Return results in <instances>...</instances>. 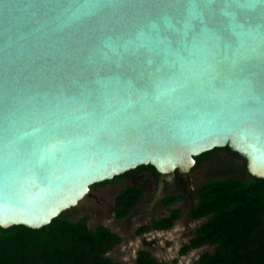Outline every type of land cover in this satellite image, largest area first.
<instances>
[{"label": "water", "instance_id": "1", "mask_svg": "<svg viewBox=\"0 0 264 264\" xmlns=\"http://www.w3.org/2000/svg\"><path fill=\"white\" fill-rule=\"evenodd\" d=\"M242 3L204 9L209 36L185 0H0V228L143 166L154 204L214 149L264 179V3Z\"/></svg>", "mask_w": 264, "mask_h": 264}, {"label": "trees", "instance_id": "2", "mask_svg": "<svg viewBox=\"0 0 264 264\" xmlns=\"http://www.w3.org/2000/svg\"><path fill=\"white\" fill-rule=\"evenodd\" d=\"M198 164L197 158L195 166ZM241 172L240 177H222L195 189L198 203L189 216L206 220L180 253L203 245L213 247L195 264H264V179L249 176L245 166ZM140 195L137 188L122 190L114 200L115 216L125 217ZM180 198L181 195L166 197L163 203L170 205ZM180 214L179 209H174L170 217L154 221L153 226L169 229ZM87 220L86 215L73 219L63 213L38 230L23 226L0 228V264H127L107 256L120 238L104 226L90 229ZM130 264L166 263L141 250Z\"/></svg>", "mask_w": 264, "mask_h": 264}, {"label": "rangeland", "instance_id": "3", "mask_svg": "<svg viewBox=\"0 0 264 264\" xmlns=\"http://www.w3.org/2000/svg\"><path fill=\"white\" fill-rule=\"evenodd\" d=\"M197 158L199 159V164L191 170L193 187H198L222 177H240L242 174L241 170L244 166V160L226 148L218 149L210 156L201 155ZM139 178H141L139 172H130L122 179L93 185L90 187L89 193L78 205L66 213L70 214L73 219L87 215V226L90 229H94L97 226L109 227L107 221L112 220V199L122 188L135 184L134 180H137L136 183L140 181ZM174 179H180L182 187H171ZM146 183H148V189H145L143 202L151 196L155 188V183L152 179H146ZM189 191L186 177L173 176L168 180L165 195H187ZM176 208L182 210V216L176 221L171 230L164 233L150 234L142 238V236L136 237L134 235L135 232L127 230L122 224L115 225V227L112 225V230L117 229V233L122 237V243L114 247L107 256L114 261L130 264L135 260L138 251L145 250L158 262L166 264H195L201 254L212 252V246L203 245L191 249L185 254L180 253L182 246L188 241L189 231L195 229L205 219L198 222L187 220L186 214L190 207L184 205V202L178 203Z\"/></svg>", "mask_w": 264, "mask_h": 264}, {"label": "flooded vegetation", "instance_id": "4", "mask_svg": "<svg viewBox=\"0 0 264 264\" xmlns=\"http://www.w3.org/2000/svg\"><path fill=\"white\" fill-rule=\"evenodd\" d=\"M195 165H196V161H195ZM130 172H134V173L139 172L140 175H141V178H139L140 181H138L136 183L137 180H134L135 184H132L131 186H126V187L122 188V190L127 189V188H137V189L141 190V195H140V198H139V202L123 218H117L115 216V212H114V200H115V197L122 190H120L119 193L116 194L115 197L112 199V205H111V207H112V220L111 221H109V220L107 221V224L109 225V227H106V228L111 233H114L116 236H118L120 238V242L118 244H116L114 247H116V246H118V245H120L122 243V237L120 236V234L117 233V229H115V230L113 229L112 230V225L115 227V225L117 226V225H121L122 224V225L125 226V228L127 230H130L131 232L132 231L135 232L134 235L136 237L142 236V238H144L145 236L150 235V234H157V233L167 232V231L171 230L172 227L175 225L176 221H178L181 218V216H182L181 215L182 214V210L181 209H179L181 211V214H180L179 218L173 222L172 227L169 228V229H156L153 226V222L170 217L171 212L174 209H178V208H176V206L180 202H184V205H186L187 207H190L188 213L186 214V219L187 220L198 222V221H201V220L205 219V218L194 219V218H191L189 216L191 211H192V208L198 203V198L195 195V189L197 187H193V184H192L193 188H191V186H190L191 184H190L189 179H188V177L186 175H178V174L174 173L171 177H173V176L186 177V182H187V184L189 186V189H190V191H189V193L187 195H184V194H169V195H165V189L167 187V183H168V180H169V178H168L165 181H163V188H162L161 197L159 198V200L156 203L152 204L153 195H154V192H155L156 187H157V183L156 182H157L158 174L153 169H149L148 166L138 167L137 169H135L133 171H130ZM130 172H128V173H130ZM128 173H126V174H128ZM126 174L122 175V177H125ZM120 179H122V178H120ZM146 179H152L154 181V183H155V188H154L151 196L143 202L144 195H145V189H148V183H146ZM114 180H115V178L113 180H111V181H114ZM181 185H182V183H181L180 179H174V182H173V184H171V187L180 188V187H182ZM178 195H181L182 198L178 199L173 204L166 205V204L163 203V200L166 197L178 196ZM205 220H204V222H205ZM87 222H88V220H87ZM204 222H202L195 229L189 231L188 241L182 247H184V246L189 244L190 240L193 237V234L197 231V229ZM145 227H148V229L142 230ZM125 235H127V234H125ZM137 253H136V257H137ZM136 257H135V259H136Z\"/></svg>", "mask_w": 264, "mask_h": 264}, {"label": "snow or ice", "instance_id": "5", "mask_svg": "<svg viewBox=\"0 0 264 264\" xmlns=\"http://www.w3.org/2000/svg\"><path fill=\"white\" fill-rule=\"evenodd\" d=\"M187 4V19L184 21L183 28L185 35L188 30L192 28L191 21L193 19H198L203 25L202 32L208 34L209 36L213 35L212 29L208 26V21L205 19V11L207 9L209 13H211V6L218 3L219 0H185ZM225 5L223 9V14L226 16H231L232 14L228 11V7L231 3H240V0H223ZM264 3V0H243L241 4L242 7H254L256 4ZM203 6V7H202ZM165 23L169 28L174 29L175 31H179L176 29L174 25L168 21L167 17H165ZM155 27V25L153 26ZM38 131V130H35ZM25 135H31L30 133H26ZM23 138V137H21Z\"/></svg>", "mask_w": 264, "mask_h": 264}]
</instances>
